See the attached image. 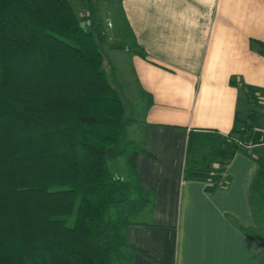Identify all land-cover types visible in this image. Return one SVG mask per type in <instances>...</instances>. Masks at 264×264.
<instances>
[{"label": "trees", "instance_id": "1", "mask_svg": "<svg viewBox=\"0 0 264 264\" xmlns=\"http://www.w3.org/2000/svg\"><path fill=\"white\" fill-rule=\"evenodd\" d=\"M87 19L69 0H0V264H132L127 230L153 205L136 172L144 148L127 138L135 120L103 69L107 34ZM257 106L250 95L246 119L225 136L191 130L182 179L225 188L240 148L264 144ZM112 151L127 158L123 179ZM256 160L250 209L264 228V153Z\"/></svg>", "mask_w": 264, "mask_h": 264}, {"label": "crops", "instance_id": "2", "mask_svg": "<svg viewBox=\"0 0 264 264\" xmlns=\"http://www.w3.org/2000/svg\"><path fill=\"white\" fill-rule=\"evenodd\" d=\"M69 1L82 12L97 4ZM108 2V50L147 105L136 172L153 205L127 230L132 264H264L242 231L256 228L250 187L264 144L242 146L226 168L227 186L214 193L182 179L188 133L227 135L246 119L250 95L258 101L254 129L264 132V0Z\"/></svg>", "mask_w": 264, "mask_h": 264}, {"label": "rangeland", "instance_id": "3", "mask_svg": "<svg viewBox=\"0 0 264 264\" xmlns=\"http://www.w3.org/2000/svg\"><path fill=\"white\" fill-rule=\"evenodd\" d=\"M96 2L97 4L86 6L83 12L81 11V8L78 9L74 7V10L78 15H80L81 12L80 18H82V14L87 15L88 19L85 21V23L90 25V21H92L93 26L96 27L98 31L107 32L106 42L100 45V49L104 58L103 69L105 70L108 82L115 88V90L123 101V107L125 109L126 118L133 119L137 122L136 127H127V138L139 144L143 132V119L146 114L147 105L144 100H141L138 97V92L136 91L134 83L129 77L128 71L125 69L124 64L122 65V68L119 71L116 70L115 57L117 53L116 51L110 49L108 50V47L111 44L115 43L114 41H112V38L111 40H109V38L112 36L110 34V30L106 28L107 23L110 22V19L107 14L109 10V2ZM261 123L262 122L260 120V122H258V126H261ZM261 150L264 151V147H262ZM114 152L115 151H112V153L109 155L108 162L114 176L116 178L119 177L123 179L125 178L128 171L127 158L125 155L114 156ZM254 231H256V233H258L264 238V228L256 227ZM253 242L254 244L260 247L263 254L264 262V247L260 245V243L257 241Z\"/></svg>", "mask_w": 264, "mask_h": 264}, {"label": "built area", "instance_id": "4", "mask_svg": "<svg viewBox=\"0 0 264 264\" xmlns=\"http://www.w3.org/2000/svg\"><path fill=\"white\" fill-rule=\"evenodd\" d=\"M82 18H87V15L86 14H82ZM111 25L110 23H107V27L106 28H109Z\"/></svg>", "mask_w": 264, "mask_h": 264}]
</instances>
